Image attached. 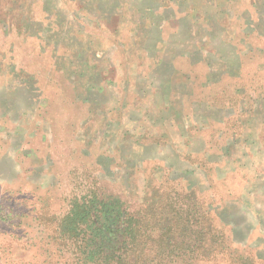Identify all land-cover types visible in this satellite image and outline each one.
Segmentation results:
<instances>
[{
  "label": "rangeland",
  "instance_id": "374dc122",
  "mask_svg": "<svg viewBox=\"0 0 264 264\" xmlns=\"http://www.w3.org/2000/svg\"><path fill=\"white\" fill-rule=\"evenodd\" d=\"M100 4L101 13L116 17L115 36L99 29L110 22L100 20L96 8L73 13L64 0H0V264H65L69 245L56 239V223L72 196L89 188L99 202L97 212L79 225L65 221L67 234L78 227L71 246L105 252L122 247L129 223L116 219L119 208L130 212L138 202L151 205L155 192L144 185L166 173L189 181L184 176L190 172L178 173L172 162L178 165L180 152L203 165L196 155L188 157L189 141L195 139L198 145L212 139L230 148L227 176L211 181L214 197L245 214L246 240L237 231L241 226L222 219L235 251H248L264 264L259 253L264 249V98L251 99L241 86L248 78H264V40L257 38L264 36V0ZM44 10L53 34L43 25ZM72 19L79 20L83 33L70 34ZM242 19L255 33L247 38L251 44L239 28ZM44 32L48 36L41 42ZM64 40L72 56L57 53L59 46L52 56ZM220 79L244 96L235 106L228 92L219 94L227 122L244 115L229 136L222 112L207 106ZM79 81L89 88L81 99L74 88ZM117 88L124 92L120 103ZM184 220L178 214L161 217L157 233L165 234L164 251L197 247L200 231H184ZM217 240L209 238L199 264H224L220 255L214 258Z\"/></svg>",
  "mask_w": 264,
  "mask_h": 264
},
{
  "label": "trees",
  "instance_id": "16d2710c",
  "mask_svg": "<svg viewBox=\"0 0 264 264\" xmlns=\"http://www.w3.org/2000/svg\"><path fill=\"white\" fill-rule=\"evenodd\" d=\"M101 1L102 0H64V4L65 7L66 5L70 4V12L73 13H77V11H84L87 14L89 12L93 13L96 8L98 10L96 14L99 19L105 22H110V25H108L106 22L107 25H102V28L99 29H102L104 33L107 32L109 36H115L114 26L116 17L100 12L99 7L101 5ZM165 1L166 0H159L161 4H164ZM252 8L255 10L254 5H252ZM45 12L47 17H45L43 25L50 26L52 29L51 33L53 34V32L55 33V29L53 26H51L52 24L50 22L52 21L50 20V17H48V12L44 10L43 14H45ZM191 13H193L191 14L193 17L196 16V13ZM201 16L202 17L200 19V22H203L204 16ZM78 21H76V19H72L73 24L69 27L70 31H72L70 34H72L73 32L83 33L81 32V27L79 26L81 24ZM244 21L245 20L242 19L239 22V28L240 30L245 28V41L247 44H251V42L247 38H253L255 33L247 29L246 23L243 27ZM194 24L195 26H201L199 23ZM39 25H42V23H39ZM70 31H68L67 29V34ZM59 33H61V28L56 31L57 35H59ZM43 34L44 37L39 38L41 42H43L44 39L48 36V33L44 32ZM257 38H262L264 40L263 35H259L257 36ZM41 48L43 49V47ZM45 48L46 47H44V49ZM54 49L55 51L52 48V56L56 55V50L57 53H59V51H66L68 52L67 55L72 56L70 50V42L68 40L60 42V45H55ZM68 49L70 50V52ZM262 52L264 53V48H262ZM54 60L56 59L54 58ZM56 62L54 66L57 65ZM197 65L202 64L198 63ZM91 82L92 81H90L89 83ZM87 84L88 82L81 83V81H79V83L77 82L76 85H74L75 91L76 93H78V97L80 99L82 95H87L86 91L89 89L88 88L85 91ZM216 84H219L216 86V89L218 91H216L215 95H217L210 99V101L207 103V106H213L217 110H219L220 113L222 112L223 123L226 124L224 135L229 136L231 133V128L237 124L240 125V121L242 120L244 115H242V113H239L236 118L234 117L227 122V116L225 115L227 113L225 112V104L219 94L225 91L228 92V96L230 98L229 100L235 106L242 105L241 103L244 99V96L239 97L237 95V90L234 87L227 85V83H224L222 79H220L219 83ZM241 86L245 87L248 90L246 96H250L251 99L258 97L262 99L264 98V78H248L245 84ZM211 101H213V103H211ZM192 112L193 110L191 111V113ZM201 114L202 113H199L196 116L200 118L202 116ZM222 143L223 141L215 142L212 139L208 142V144L211 146L210 149H214L216 146H218L216 149H221L222 145L219 144ZM135 145L140 147L143 145V142L135 140ZM193 185L194 183H192L191 181H176L174 179H171L169 178L168 173L164 175L161 181H156L154 184L153 182L145 183L144 190L148 189L149 191L150 189V191L153 190L155 192L154 202L151 205H146L138 202V205L134 207V209L130 212L128 210L122 212L119 208L116 219L122 220V218L125 217L122 222L124 224H129L123 234V246L118 249H109L107 252L88 249L81 251L80 249L71 246L70 239L71 237H73V234L75 236V231L78 227H75L70 233L67 234L63 229L65 221L72 218V226L79 225L80 223H83L85 222V220L89 219L92 214L97 212L96 208L99 205L93 188H89L81 194H74L69 201V210L65 214L61 215V217L57 220L56 229L54 232L56 235V239L60 241L61 244L67 243L69 245L68 250L65 251L68 255L67 259L65 260V264H197L199 258L204 255V251L209 245V242L207 241H209V238L212 236L218 237V240L214 241V244L216 245L214 258H218V256L220 255L224 259V264H244L243 261L245 262L246 259H249V261H251V264H260L254 258L255 255H249L248 251L243 250L244 253H241V255L240 253H237V251H235V247L230 235L227 236V234L225 233L226 225L223 222V220L226 221L227 219L225 216V210H223L227 206V201H222L220 199L215 200V186L210 185L211 188L209 191L200 192L199 189L193 187ZM221 201L222 203H220ZM109 214H113V211H110ZM175 214L182 215L184 217V231H200V240L193 252H187L181 248L176 249L174 247H171L167 251H164L162 249V242L165 234L157 233L160 230L161 217ZM154 223H157V226L154 227ZM220 226L224 228H221ZM202 228L206 230L204 233H201ZM217 232H219V234H216ZM179 239L180 238H178V240ZM101 253H103V255H101Z\"/></svg>",
  "mask_w": 264,
  "mask_h": 264
},
{
  "label": "crops",
  "instance_id": "0c3cea01",
  "mask_svg": "<svg viewBox=\"0 0 264 264\" xmlns=\"http://www.w3.org/2000/svg\"><path fill=\"white\" fill-rule=\"evenodd\" d=\"M123 94L124 92L121 89L120 90L119 88L116 89L115 99H118L119 103L121 100V96ZM116 111L118 113V110ZM189 142H190L189 153H191V156L188 155V157H193L194 155H196L197 157L201 158L203 165H208L211 170V173L208 172L207 169H205L206 168L205 166L198 165L195 163V161H192L190 159H185L184 157H182L180 152H178V165H177V161L172 162L174 168L178 167V173L180 171L182 173L184 172L187 173L189 171L191 176L189 177H187V175L184 176L187 180L191 181L195 185L197 184V186H200L202 190L209 189L211 185V181H216L217 179H223L227 176L228 171L230 170L229 168L230 165L229 155L231 154L230 148L224 146L221 149H216V148L210 149L211 146L205 144L204 142L198 145L200 141L197 139ZM87 151L85 148L82 147L81 152L84 153ZM208 173H210L211 175ZM235 206L236 205L228 204L225 208V216L231 225L235 227L241 226L240 229H238L237 231L240 233L239 235L245 239L247 237V235L245 236V234L249 233L250 230L248 229L247 225H245L246 223L244 224L242 222V220L245 219L244 217L245 214H243L244 212H242L240 209H235L234 208ZM261 231L263 230L261 229ZM260 235H262L263 237L262 239L264 242V233H261ZM259 253L261 255H264V249L263 248L260 249Z\"/></svg>",
  "mask_w": 264,
  "mask_h": 264
},
{
  "label": "water",
  "instance_id": "95a60500",
  "mask_svg": "<svg viewBox=\"0 0 264 264\" xmlns=\"http://www.w3.org/2000/svg\"><path fill=\"white\" fill-rule=\"evenodd\" d=\"M194 27V26H193ZM195 27H197V26H195Z\"/></svg>",
  "mask_w": 264,
  "mask_h": 264
}]
</instances>
